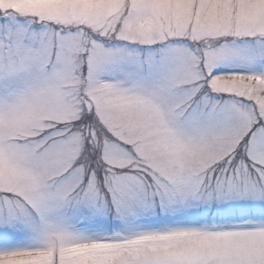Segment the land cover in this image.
<instances>
[{"label": "snow or ice", "instance_id": "snow-or-ice-1", "mask_svg": "<svg viewBox=\"0 0 264 264\" xmlns=\"http://www.w3.org/2000/svg\"><path fill=\"white\" fill-rule=\"evenodd\" d=\"M0 264H264V0H0Z\"/></svg>", "mask_w": 264, "mask_h": 264}]
</instances>
